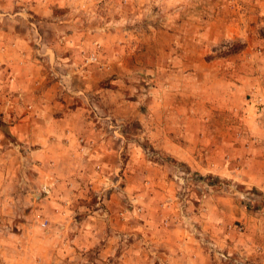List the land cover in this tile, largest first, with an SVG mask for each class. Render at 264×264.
<instances>
[{
    "label": "rangeland",
    "instance_id": "374dc122",
    "mask_svg": "<svg viewBox=\"0 0 264 264\" xmlns=\"http://www.w3.org/2000/svg\"><path fill=\"white\" fill-rule=\"evenodd\" d=\"M263 42L264 0H0V264H151L145 227L128 207L127 196L117 193L119 178L114 177L116 186L107 191H89L88 199L77 197L67 205V179L56 181L50 175L54 163H38L31 150L39 139L48 140L43 128L52 116L66 108L92 106L94 99L79 92L83 74L104 78L99 85L105 110L102 127L120 140L119 175L132 153L129 143L142 142L138 117L149 105H159L160 95L167 108L175 106L173 94L165 91L173 79L168 74L178 66L207 62L219 67L228 58L233 67L244 61L253 69L247 70L254 73L253 85L243 93L241 105L225 111V121L240 127L246 104L252 123H259V107L264 106L259 100L264 93V85L259 87ZM190 76L185 73V79ZM109 107H118L119 113L112 115ZM233 134L238 139L243 131ZM252 137L259 136L247 135ZM247 138L233 154V168L241 163ZM154 159L164 158L157 154ZM186 180L191 187L197 177ZM213 180L219 187L231 183ZM232 188L242 190L239 184ZM110 190L116 223L101 222L99 240L90 246L78 237L73 242L77 228L71 224L81 223L83 207L104 201ZM257 203L251 200L248 209ZM60 205L70 211L66 207L60 212ZM66 217L72 221L65 228L61 223ZM124 220L130 224L120 226L124 234L114 237L113 229L117 231L116 225Z\"/></svg>",
    "mask_w": 264,
    "mask_h": 264
},
{
    "label": "crops",
    "instance_id": "0c3cea01",
    "mask_svg": "<svg viewBox=\"0 0 264 264\" xmlns=\"http://www.w3.org/2000/svg\"><path fill=\"white\" fill-rule=\"evenodd\" d=\"M260 47L259 87L262 88L264 42ZM220 62L223 63L219 67L207 62L196 66L184 64L168 74L173 79L165 92L173 94L175 106L167 108L160 95L156 99L160 104L149 105L143 117H138L142 142L138 139L139 142L129 143L133 146L132 153L120 175L116 172L120 140H114L102 127L105 110L99 99L103 95L99 87L104 83L101 75L83 74L79 92L83 97L94 99L92 106L70 107L57 117L52 116L43 128L48 140L39 139L38 146L31 150L30 154L38 163L47 164L49 160L54 163L50 175L56 181L67 179L66 191L70 196L67 205L77 197L88 199L89 191H107L108 187L116 186L114 177L119 178L122 184L117 193L127 196L128 207H132L133 214L145 227L144 242L153 252L147 260L153 261L151 264L154 258L160 264H264V202L260 201V194L264 196V106L259 107V123H252L246 104L240 127L225 121V111L242 104L243 93L253 85L254 73H247L253 69L244 61L233 67L231 59ZM189 69L194 72H187ZM185 73H191V79H185ZM259 97L264 102V94ZM45 109L43 106L41 112ZM108 111H112V115L119 113L118 107H109ZM235 130L243 131L238 139L234 137ZM254 134L259 137L247 138ZM17 136L23 139V133L18 132ZM244 138H247V148L242 159L239 158V166L233 168V154L237 147L243 148ZM138 149L142 153L144 149L150 150L152 155L141 154ZM157 154L164 159H154ZM189 175L197 177L191 187L186 183ZM213 179L231 183L219 187ZM234 184L241 185L242 190L232 188ZM111 191L104 201L83 207L81 223L71 224L77 228L73 242L78 237L90 246L99 240L101 222L105 226H109L111 220L113 225L116 223L113 213L117 207L111 203L114 193ZM251 200H259L253 210L247 206ZM62 206L57 210L64 213L67 206ZM67 208L70 211V207ZM132 216L128 213L131 223ZM62 219L65 228L72 221V218ZM130 222H119L112 235L124 234L118 230ZM233 224H240L242 230L229 228Z\"/></svg>",
    "mask_w": 264,
    "mask_h": 264
},
{
    "label": "built area",
    "instance_id": "2783aa9c",
    "mask_svg": "<svg viewBox=\"0 0 264 264\" xmlns=\"http://www.w3.org/2000/svg\"><path fill=\"white\" fill-rule=\"evenodd\" d=\"M264 94V93H263ZM260 99V97H259ZM81 139H78V141H80ZM41 225H44L43 221L40 223ZM229 228H233L235 229L236 231L240 232L242 230V227L240 224H233V225H230Z\"/></svg>",
    "mask_w": 264,
    "mask_h": 264
},
{
    "label": "trees",
    "instance_id": "16d2710c",
    "mask_svg": "<svg viewBox=\"0 0 264 264\" xmlns=\"http://www.w3.org/2000/svg\"><path fill=\"white\" fill-rule=\"evenodd\" d=\"M260 198H261V199H264V196H263V195H261V196H260Z\"/></svg>",
    "mask_w": 264,
    "mask_h": 264
}]
</instances>
